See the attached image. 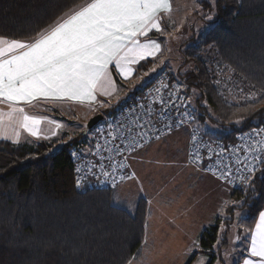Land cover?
I'll list each match as a JSON object with an SVG mask.
<instances>
[{"label":"trees","instance_id":"trees-1","mask_svg":"<svg viewBox=\"0 0 264 264\" xmlns=\"http://www.w3.org/2000/svg\"><path fill=\"white\" fill-rule=\"evenodd\" d=\"M85 0H0V36L27 40L52 25ZM206 14L204 28L181 46L184 65L174 75L160 67L172 28L148 36L162 52L135 67L133 80L147 73L144 84L106 109L114 113L166 71L180 81L204 133L233 140L264 127V0H197ZM211 17V19H208ZM226 66L254 95L243 104L225 101L215 85L206 52ZM118 86L124 83L117 77ZM191 101V100H190ZM192 106V105H191ZM209 125L215 127L212 130ZM94 130V129H93ZM93 130L62 140L13 144L0 142V264H129L142 247L147 229L146 202L133 211L114 204L115 189H79L71 150L87 148ZM247 210L241 226L251 232L264 211V165L248 185L233 189L227 215ZM218 223L202 234L201 247L210 254L217 242ZM214 260V259H213Z\"/></svg>","mask_w":264,"mask_h":264},{"label":"snow or ice","instance_id":"snow-or-ice-1","mask_svg":"<svg viewBox=\"0 0 264 264\" xmlns=\"http://www.w3.org/2000/svg\"><path fill=\"white\" fill-rule=\"evenodd\" d=\"M170 12L171 0H85L27 40L0 36V105L7 109L0 108V139L18 143V129L38 136L46 117L29 114L25 106L40 98L94 102L97 93L112 96L117 89L111 66L128 79L130 65L160 52L161 45L148 34H163L161 21ZM254 160L245 165L249 174L264 163V158ZM230 175L226 170L219 178ZM249 251L257 259L243 264H264V211Z\"/></svg>","mask_w":264,"mask_h":264},{"label":"rangeland","instance_id":"rangeland-1","mask_svg":"<svg viewBox=\"0 0 264 264\" xmlns=\"http://www.w3.org/2000/svg\"><path fill=\"white\" fill-rule=\"evenodd\" d=\"M208 1L214 2V0ZM171 4L172 11L164 23L165 26L168 25L172 28V32L167 36L168 43L160 67H168L170 72L177 75L184 65V49L182 50L181 46L194 33L200 32L204 28L202 18L206 14L198 5L197 0H171ZM161 53L163 52L161 51ZM206 55L210 61L209 67L215 74V85L218 87L219 93L225 101L240 105L254 98V95L249 93L237 81L230 69L219 63L214 64L215 55L212 51L206 52ZM189 69L190 67H186L180 73L183 74ZM157 70L152 72H156L157 75ZM145 76L147 75L136 80H133V77L129 82H123L124 85L118 86L119 92L109 100H101L96 104L84 106L56 104L57 106L53 105L51 108L44 109L51 114H53L54 110H57L58 115H56L60 116L65 122L63 130L57 139L62 140L64 133L65 135L67 134L68 139L81 135L87 130V124L91 118L125 98L135 88V84H144L147 78ZM190 100V104L195 108L194 97L192 96ZM195 127L202 130L197 120ZM208 127L212 130L215 129L211 125ZM92 135L93 132L91 137ZM189 139L190 133L188 131H178L135 154V156L139 154L147 163L140 164L139 169L137 166L138 171L133 168L134 178L130 182H125L123 185L115 188L113 193L114 204L133 211L137 201L143 199L148 206L147 209H150V207L156 208L158 203H161V206L164 208H169V205H172L171 199L176 198V193H173L174 196H171V191L175 190L178 193L186 191L191 181L188 178L190 168L197 170L187 161ZM195 185L197 186V181ZM225 186L224 200L227 202V209L232 204L231 196L233 189L226 184ZM222 200L221 194L220 201ZM204 203L208 204V200H205ZM247 215V210H237L232 215L226 214L220 220L217 242L211 250L212 253L207 255V257L200 255L193 263V257H195L193 255L195 254L191 248L194 245H189L188 247L186 244L181 243L179 245H182V248L172 250L165 257L160 251V246L164 244L158 243L154 239L153 233L149 237L145 235L142 249L140 248L131 262L132 264H200V261H203V264H240L248 246L249 233L241 226V219ZM191 237L194 238L195 234H191Z\"/></svg>","mask_w":264,"mask_h":264},{"label":"built area","instance_id":"built-area-1","mask_svg":"<svg viewBox=\"0 0 264 264\" xmlns=\"http://www.w3.org/2000/svg\"><path fill=\"white\" fill-rule=\"evenodd\" d=\"M99 113L103 119L93 130L90 146L71 150L76 185L79 180L77 187L82 190L115 189L132 180L131 158L182 130L190 133L188 163L233 189L248 185L264 165L258 163L251 174L245 168L256 163L254 157L264 158V127L240 132L233 140L206 135L195 127L196 118L182 83L166 71L114 113ZM226 170L231 172L228 180L219 178Z\"/></svg>","mask_w":264,"mask_h":264},{"label":"crops","instance_id":"crops-1","mask_svg":"<svg viewBox=\"0 0 264 264\" xmlns=\"http://www.w3.org/2000/svg\"><path fill=\"white\" fill-rule=\"evenodd\" d=\"M172 11V4H171ZM171 13V12H170ZM170 14L165 15L161 21L162 29L165 28L164 21ZM168 26V25H167ZM152 32H156L153 30ZM151 33V32H150ZM149 33V34H150ZM160 44V43H159ZM162 51V47L160 52H157L154 57L149 56L143 60H140L136 64L130 65L133 69V73L130 78L124 79L122 76L118 74L115 70L114 66L112 67V76L115 81L116 92L112 96H104L100 93H97L96 100L94 102H89L87 100L84 101H74V100H61V101H51L44 100L40 98L38 101L34 102L33 105L25 106L26 111L31 115H39L46 117L45 120L39 126V134L38 136H33L27 131L23 129H18L20 131V139L18 143H13L11 140L8 141L13 144H22V143H30L31 141H49L53 139H57L58 135L63 130V124L65 123L63 119H61L58 115V111L54 110L53 114L45 111L44 109L51 108L53 105H93L98 103L101 100H109L113 98L118 92V84L116 82L115 74L120 78L122 82H129L135 75V67L142 61L153 59L157 57ZM57 104V105H56ZM0 108H4L7 111L6 107L0 105ZM43 110V111H42ZM57 114V115H56ZM54 121L55 123H48V121ZM7 125V121H5ZM59 124L60 127L56 125ZM67 137V134L64 137ZM137 154V153H136ZM135 156V155H134ZM132 157L130 160V164L132 169L137 170V166L139 169L140 164H146L147 161L142 158L139 154L135 157ZM136 168V169H135ZM191 170L188 173V178L191 180L189 182L188 189L186 191H181L178 193L175 190L171 191V196H174L173 193H176V198L171 199L172 205H169V208H164L161 206V203H158L156 208L148 209V219H147V234L146 237L153 233L154 239L158 241V243L164 244L160 246V251L162 255L165 257L170 254V252L177 248H182L181 243L193 246L191 249L194 250L193 261L192 263L200 256L210 255L204 254V251L201 247V237L203 232L210 227L211 225L220 224V220L226 216V204H225V184L219 182L218 180L212 178L211 176L204 175L201 172L190 168ZM138 171V170H137ZM197 181V186L195 182ZM130 182V181H128ZM230 187V186H229ZM233 189V188H231ZM221 194L223 200H221ZM232 199V196H231ZM208 200V204H205L204 201ZM155 222V223H153ZM259 223V216L256 221V224L253 230L249 233L248 237V246L246 247V253L242 257V261L240 264H243L245 259H257L250 255V246H251V238L256 232V225ZM220 227V226H219ZM191 234H195V237L192 238ZM193 241V242H192ZM142 249V248H141ZM189 250V249H188ZM191 263V264H192ZM190 264V263H189Z\"/></svg>","mask_w":264,"mask_h":264},{"label":"water","instance_id":"water-1","mask_svg":"<svg viewBox=\"0 0 264 264\" xmlns=\"http://www.w3.org/2000/svg\"><path fill=\"white\" fill-rule=\"evenodd\" d=\"M103 119L102 114H98L91 118L87 124V130L91 131L93 130Z\"/></svg>","mask_w":264,"mask_h":264},{"label":"bare ground","instance_id":"bare-ground-1","mask_svg":"<svg viewBox=\"0 0 264 264\" xmlns=\"http://www.w3.org/2000/svg\"><path fill=\"white\" fill-rule=\"evenodd\" d=\"M184 88V87H183Z\"/></svg>","mask_w":264,"mask_h":264}]
</instances>
